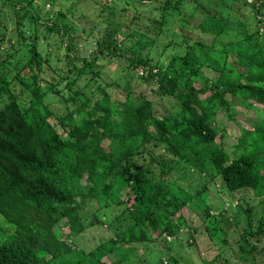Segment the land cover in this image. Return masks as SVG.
<instances>
[{
	"label": "trees",
	"instance_id": "trees-1",
	"mask_svg": "<svg viewBox=\"0 0 264 264\" xmlns=\"http://www.w3.org/2000/svg\"><path fill=\"white\" fill-rule=\"evenodd\" d=\"M89 1L98 13L79 16L84 37L62 12L53 19L33 0H0V264H131L140 245L160 240L169 260L176 244L209 256L227 250L223 222L237 227L242 259L264 264V0H234L228 17L199 0L139 4L159 14L153 25L144 9L128 12L131 23L112 0ZM249 9L257 16L247 17ZM174 24L183 44L162 64L144 29L158 37ZM40 31L61 37L56 45L67 40V70L59 55L44 54ZM109 61L121 71L114 82L103 76ZM93 83L97 93L83 97ZM236 107L260 123L242 126ZM219 111L238 128L231 147L227 128L217 129ZM186 175L198 181L196 194ZM211 186L231 204L221 218L207 206L208 219L195 224L201 213L186 207L207 200ZM213 221L220 226L211 229ZM96 227L108 239L81 249L79 238ZM202 233L209 248L199 244Z\"/></svg>",
	"mask_w": 264,
	"mask_h": 264
},
{
	"label": "rangeland",
	"instance_id": "rangeland-1",
	"mask_svg": "<svg viewBox=\"0 0 264 264\" xmlns=\"http://www.w3.org/2000/svg\"><path fill=\"white\" fill-rule=\"evenodd\" d=\"M97 1H100L101 3H105L104 0H97ZM162 1L163 0H139V1L132 0L131 4H127L126 2L121 1V0H115V1L112 0L110 2V6H112L111 8H114V7L118 8V13L122 12L120 14L124 16L125 18L124 20L129 21L131 23L133 22V18H132L133 14L130 15L128 14V12H134L135 11L134 8H137L139 10L144 9L143 11H144V14L146 15L145 19H148V22H146V24L150 23L153 25L152 19L159 18V14L155 12V9L157 7L162 6V3H161ZM233 1L234 0H199L200 3L205 5L206 9L208 8L210 12L215 14L217 17L219 16L228 17L227 14L231 10V7L233 6ZM251 1L252 0H249V2ZM33 2L34 3L32 6L35 8V5H36L37 8L49 18H53V19L56 18L59 12L64 13L67 16V22L71 23L73 27L78 28L79 32L84 37L86 34V32L83 30L85 26L83 23H85V20L84 18L82 19L79 16L88 15V18L89 16H91V19L94 20V16L98 13L97 9L95 8V3L90 2L89 0H60L59 4L54 7L50 6L51 1L49 0L45 1V3H44V0H33ZM79 2H82V3L79 4ZM147 2L151 3L153 7L155 8L153 9V11H150L149 9H146L143 6H140V5H148V6L151 5V4H148ZM80 5L81 7H79ZM247 11L249 12L247 13V15L245 13L247 17L257 16V14L255 13L253 9H249ZM105 14L106 12L104 13L103 17H105ZM110 14L112 15V13ZM91 22H94V21H91ZM0 23H3V19H0ZM88 25H90V23ZM165 28H167V26ZM5 30L9 34L10 32L13 31V26L7 23V25H5ZM144 31L147 37L146 40L150 39L152 41L157 42V44H155L152 47L150 55L153 57H159L162 64L165 62L167 63L171 58L169 57L170 54L171 55L175 54L180 49L181 45L183 44L184 38H181L178 35H174L176 32H180V27L177 24H174L173 26H171L167 34L163 33L162 35H159L158 37L156 33L153 32V30L144 29ZM39 35H40L39 37L40 47L41 49L44 50L45 52L44 54H51L53 56V59H54V56H57V55L61 57L60 59L64 58L66 54L67 40L64 43H61L62 45L61 46L59 44L57 45L55 44L56 41L59 42L61 40V37H57L53 34H48L45 31H40ZM31 38H34V39H29L26 42V44H30L33 41H35L34 34H32ZM146 40H144L143 42H145ZM93 43L94 41H92V44ZM233 64L238 65L235 59H234ZM60 66L65 68V70H67L70 67L68 66V60L66 59H63L60 62ZM239 68H243V67L239 66ZM120 72L121 71L118 70V67L116 66V64L113 61H109L104 66L103 76L106 80L110 82H114V81H117L118 78L120 79V75H121ZM204 72L205 74H207L208 69L205 68ZM211 76H213V74H211ZM96 90H97V85L93 83L87 89V92L83 95V97H88V98L91 97L92 95L97 93ZM17 91L21 92L22 88L21 87L17 88ZM120 93H121V90L119 89L117 94H120ZM22 95H23L22 98L25 99L24 94ZM26 98L29 99L30 97L27 95ZM124 98H125V95L123 94L121 95L119 100H124ZM28 105H29L28 102L27 103L25 102L23 107L26 108ZM72 106H74V104H72ZM236 110L240 111V116L237 118V122H239L242 126L246 128H252L254 125L259 124L261 121L260 116L247 115L246 110L243 107H236ZM214 119L216 120V123H217V129L223 130L224 128H227V131H228L227 142H228V146L231 147L234 144L237 136L240 135L238 128L235 125L234 120L228 118V114L225 111H219V113L215 116ZM70 121L71 119L67 121V123H69ZM50 122L56 126L57 128L56 130L62 133L63 131L62 125L58 124L57 121L54 120V118L50 119ZM102 146L106 151L109 150V142L107 141L103 142ZM186 176L187 178H184L185 183L191 182V187H189L188 190L191 191V194H196L199 188V186L196 185L198 181L191 180L188 175ZM244 193L250 194L252 193V191L245 190ZM236 194H237L236 196H238L240 192ZM206 199L207 200L200 199L196 202H191L190 205L186 207L189 213L192 212L190 207L196 208L201 213V214L198 213L199 215L198 217H196L195 224H201L202 222H206L208 218L204 215V210L206 209L207 206H210V205L214 206V209L211 212L212 216H214L215 218H221L222 217V215L220 214L221 210L223 208H228V206L231 204L228 198H224V197L222 198L220 196L219 191L215 187H212L211 193ZM233 204L234 206H236L237 202H234ZM96 205L97 203L95 200L89 201V205L85 207L84 213L93 211ZM241 213H242V209H240L239 211V209L237 208L232 211L231 215L233 217H236V216H240ZM200 216H201V219H200ZM222 225L224 226V230L226 231L227 238L229 241V243H227V246H226L227 250L225 249L219 250L217 248H213L212 250H210L209 256H207L206 253H202L201 257H199L197 254L196 248L188 249V246H186L185 248H182L181 245L176 244L173 246V249H172V253L176 257L175 259L169 260L165 257V254H167L168 251H164L162 249V248H165L164 242L160 240L156 243H148V244L140 245L141 248L137 250L139 251V256L137 259H133L132 261L134 262L131 264H158L163 260H164L163 261L164 264H191V259H192L193 264H252L249 261L242 259V252L239 248V243H238L239 237L235 231L237 227H235L233 224L225 225L224 222L222 223ZM213 226H220V224H216L213 221L211 225V229H213ZM104 228L105 230H107L106 226ZM66 229L68 228L66 227ZM203 229L204 227L200 228L199 230L203 232ZM111 234L112 232H110L109 235ZM189 236L191 239H193L192 234L189 233ZM104 237H105V231L104 230L102 231L98 227H96L92 232H87L79 238L78 246L81 249L84 248L86 251H90L95 248L94 243L96 242L98 243L100 240L104 239ZM106 237L107 238H105L103 241L108 239V236ZM174 239L175 237H172L171 240H174ZM182 239H183V243L187 245L186 242L189 239L187 235L182 236ZM198 240L201 241L199 242L201 247H205V248L210 247L209 242L211 241L207 233H202L200 236H198ZM122 250L125 251L126 253H129L131 251L129 247H124L122 248ZM217 256H220L218 260H216Z\"/></svg>",
	"mask_w": 264,
	"mask_h": 264
}]
</instances>
